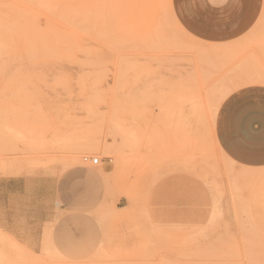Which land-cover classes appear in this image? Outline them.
I'll return each instance as SVG.
<instances>
[{"label": "rangeland", "instance_id": "rangeland-1", "mask_svg": "<svg viewBox=\"0 0 264 264\" xmlns=\"http://www.w3.org/2000/svg\"><path fill=\"white\" fill-rule=\"evenodd\" d=\"M170 4L0 0V178L54 181L0 264H264V6L209 43Z\"/></svg>", "mask_w": 264, "mask_h": 264}, {"label": "crops", "instance_id": "crops-1", "mask_svg": "<svg viewBox=\"0 0 264 264\" xmlns=\"http://www.w3.org/2000/svg\"><path fill=\"white\" fill-rule=\"evenodd\" d=\"M257 19L246 28L247 0H171L173 16L186 33L209 43H228L245 37L261 16L264 0H260ZM44 189L52 199L54 181L31 177L0 178V227L30 245L39 243L37 229L44 225L39 216L36 199H41L38 189ZM45 212V209H42Z\"/></svg>", "mask_w": 264, "mask_h": 264}, {"label": "built area", "instance_id": "built-area-1", "mask_svg": "<svg viewBox=\"0 0 264 264\" xmlns=\"http://www.w3.org/2000/svg\"><path fill=\"white\" fill-rule=\"evenodd\" d=\"M83 161L85 163L89 162V163H91L94 166H97V165H99L101 163V160L99 158H89L87 156L83 158Z\"/></svg>", "mask_w": 264, "mask_h": 264}]
</instances>
